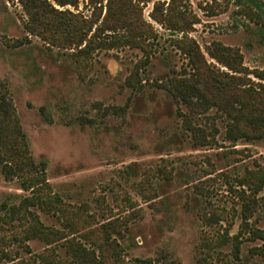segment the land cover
<instances>
[{"label": "rangeland", "instance_id": "1", "mask_svg": "<svg viewBox=\"0 0 264 264\" xmlns=\"http://www.w3.org/2000/svg\"><path fill=\"white\" fill-rule=\"evenodd\" d=\"M46 1L69 18L95 23L88 39L96 32V42L116 34L126 38L133 23L148 32L142 38L151 57L146 63L142 48L120 46L98 49L82 60L70 37L32 18L30 0H0V94L15 108L34 160L47 164L51 195L60 202L37 215L61 234L50 245L27 240L31 216L8 209L30 193L17 179L7 180L0 166V264L70 261L66 245L96 249L102 237L98 229L109 221L121 245V262L108 257L107 264H138L136 259L264 264L257 250L263 243L250 231L264 229V192L252 209L249 230L237 194L238 179L264 164V141L233 147L225 139L222 116L212 111L192 118L204 130L198 140L204 136V144H211L203 145L158 84L189 70L177 41L191 40L215 71L264 85L254 76L264 72V0H67L76 6ZM224 49L241 55L242 74L218 61ZM173 136L178 139L164 146ZM130 165H139L137 180L128 178ZM160 171L174 181L149 189L140 182L147 175L154 184ZM212 217L220 222H209ZM238 234L240 258L233 241L222 245L226 235Z\"/></svg>", "mask_w": 264, "mask_h": 264}, {"label": "trees", "instance_id": "2", "mask_svg": "<svg viewBox=\"0 0 264 264\" xmlns=\"http://www.w3.org/2000/svg\"><path fill=\"white\" fill-rule=\"evenodd\" d=\"M102 1V0H100ZM59 4L65 6L75 5L67 0H60ZM31 8V16L33 19L41 20L45 25H53L59 34H63L66 38L70 37L72 44L79 50L78 55L86 60L92 56V53L98 49H114L120 46H130L142 48L147 54L146 63L150 62L151 49L146 41L143 40L142 28L132 23L134 33L128 34L126 38L110 35L111 40L103 43L96 42L97 33L88 39L95 23L87 22L77 15L69 16L65 12H59L52 7L46 0H30L28 3ZM112 5V4H111ZM120 5H118L120 9ZM118 22V14H116V23ZM128 23V21H125ZM103 27L97 28L99 31ZM117 27H108L106 30L110 32H118ZM103 29V31H106ZM85 46L82 48V46ZM177 46L184 52L188 59L189 70H185L180 75L169 76L158 80L160 89L167 92L172 102L177 105L178 114L181 115L185 128L190 130L192 135L197 138L204 130L194 126L192 118L195 115H203L215 111L216 114L222 116L225 126V139L236 146L240 141L255 143L264 141V85L254 83L251 80L242 79V77L231 75L230 73L215 71L207 66L204 57L194 41L182 40L177 41ZM226 54L218 57V61L226 66L233 74H242V57L238 51L233 49H224ZM139 74L136 70L135 75ZM261 81H264V72H255L254 75ZM133 87H135L134 83ZM139 92L136 95L139 96ZM173 103V104H174ZM182 106L187 110L182 112ZM43 110V109H42ZM122 110V108H121ZM124 110V108H123ZM204 138V136H203ZM198 140L203 145L204 139ZM178 139L173 136L169 141L163 143L164 146L172 145ZM209 146L210 143H207ZM201 145V144H200ZM202 146V145H201ZM0 166L2 173L9 181L17 179L21 189L30 195L24 197L18 204L10 207L8 211L11 214L23 212V216L30 215V227L26 230L27 240H40L48 245L54 244L55 235L59 234L53 227L45 226L37 215V210L45 209L47 206L58 208L59 196L51 195L52 187L46 177V162L41 161L39 164L32 157L26 135L22 130L16 110L10 100H7L0 94ZM139 166V165H138ZM137 165H130L126 168L128 178H139ZM162 173V171H160ZM140 182L150 187H157L163 183H171L174 180L169 175L165 177H156L155 183L142 175ZM142 185V186H143ZM238 186L241 188L237 191L241 203V219L243 227L249 230L248 220L252 217L254 205L257 197L264 192V164H256L254 169L247 170L244 175L238 179ZM145 189V188H143ZM145 189V190H146ZM254 202L253 206L252 203ZM34 209V210H32ZM211 223L220 222V219L208 220ZM114 226L113 221L104 223L99 227L98 232L102 233L100 243L96 249L88 250L82 244L70 243L66 245V254L70 257V261L62 259L60 264H107V258L115 259L121 262L118 247H121L117 238H113V232L110 228ZM130 232H131V226ZM127 228V229H128ZM125 233H127V230ZM250 231L256 240L263 243L262 247L257 250L261 252L264 258V229L251 228ZM118 232V231H115ZM118 234H120L118 232ZM112 237V238H111ZM111 238V239H110ZM122 240L124 237L121 238ZM111 240V241H110ZM233 241L234 253L240 258L241 243L240 235L228 237L222 241V245ZM95 244H97L95 242ZM112 247V250H107ZM105 251L111 252L110 256ZM259 254V253H258ZM48 262V261H46ZM138 264H156L150 259H136Z\"/></svg>", "mask_w": 264, "mask_h": 264}]
</instances>
